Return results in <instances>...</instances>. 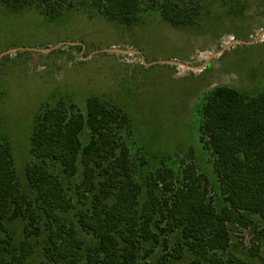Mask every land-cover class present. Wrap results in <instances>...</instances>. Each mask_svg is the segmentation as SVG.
Instances as JSON below:
<instances>
[{
	"label": "rangeland",
	"instance_id": "rangeland-1",
	"mask_svg": "<svg viewBox=\"0 0 264 264\" xmlns=\"http://www.w3.org/2000/svg\"><path fill=\"white\" fill-rule=\"evenodd\" d=\"M2 1L16 6L14 0ZM89 2L70 0L84 8L55 18L0 5V133L7 137L21 194L37 207L25 178V168L33 162L29 148L34 116L44 104L57 102L72 103L84 114L86 99L97 96L127 117V123L112 129L115 144L128 150L129 176L142 190L140 203L147 186L159 200L168 198L165 184L179 188L182 171L189 168L202 178L201 187L219 211L224 202L213 157L199 141L202 105L206 93L216 86L236 89L248 97L264 88V0H169L193 20L192 25L178 27L161 18L162 0L144 2L130 26L90 15ZM80 138L85 145L87 128ZM48 168L59 176L74 206L58 213L57 219L40 215L36 222L40 232L30 239L32 254L25 264H73L70 259L49 261L43 255L47 224L59 240L62 223L82 242L74 264H86L87 250L98 241L81 229L77 217L90 211L97 190L79 205L75 186L82 182V167L73 177L50 162ZM120 172H111L116 181L121 179ZM160 174L166 180L153 182ZM250 217L256 223L232 233L228 254L246 264H260L264 222L256 215ZM4 223L11 240L3 245L0 264H6L22 240L25 221L12 218ZM167 228L156 213L152 229L159 244L141 243L139 260L192 264L194 257L186 248L180 259L173 258L182 244L181 233Z\"/></svg>",
	"mask_w": 264,
	"mask_h": 264
},
{
	"label": "trees",
	"instance_id": "trees-1",
	"mask_svg": "<svg viewBox=\"0 0 264 264\" xmlns=\"http://www.w3.org/2000/svg\"><path fill=\"white\" fill-rule=\"evenodd\" d=\"M146 1L155 0H90L88 8L90 15L130 26L137 21ZM14 2L16 6H9L8 1L0 5L34 10L48 18L84 8L74 6L70 0ZM171 5L169 0H162L160 15L166 23L172 27L192 25V18H185L183 9ZM204 100L199 141L213 157L212 167L224 202L219 211L201 187L202 178L189 168L182 171L179 188L165 184L168 198L159 200L147 186L140 203L142 190L129 176L128 150L123 144H115L112 129L127 123V117L97 97L86 99L84 114L72 103L57 102L44 104L34 116L29 148L33 162L26 166L25 178L35 194L36 208L20 192L7 137L0 133V253L11 240L4 221H25L23 238L8 255L6 264H25L31 256L30 239L39 235L36 222L40 215L57 219L58 213H66L74 206L59 176L49 170L48 162L67 177L75 176L79 165L82 167V182L75 186L79 205L97 190L90 211L77 217L81 229L98 241L87 250L86 264H145L139 260L140 244H159L152 229L156 213L170 232L180 230L182 244L174 250V259H180L186 248L194 257L192 264H246L228 252L232 233L248 230L256 223L251 215L264 222V88L248 97L236 89L216 86ZM85 128L89 139L82 145L80 137ZM117 169L121 170L119 181L111 174ZM96 177L100 179L96 181ZM165 180V175L160 174L153 182ZM108 199L111 200L107 202ZM46 231L45 259H70L76 263L82 242L73 236V229L60 224L59 240H55L49 224ZM262 245L264 248V234ZM159 264H164L163 260ZM260 264H264V258Z\"/></svg>",
	"mask_w": 264,
	"mask_h": 264
},
{
	"label": "crops",
	"instance_id": "crops-1",
	"mask_svg": "<svg viewBox=\"0 0 264 264\" xmlns=\"http://www.w3.org/2000/svg\"><path fill=\"white\" fill-rule=\"evenodd\" d=\"M94 97H97V96H94ZM98 98V97H97Z\"/></svg>",
	"mask_w": 264,
	"mask_h": 264
},
{
	"label": "water",
	"instance_id": "water-1",
	"mask_svg": "<svg viewBox=\"0 0 264 264\" xmlns=\"http://www.w3.org/2000/svg\"><path fill=\"white\" fill-rule=\"evenodd\" d=\"M236 43H238V42H236Z\"/></svg>",
	"mask_w": 264,
	"mask_h": 264
}]
</instances>
